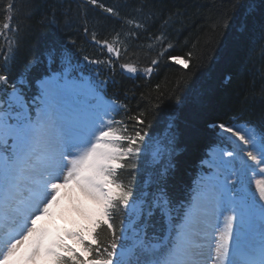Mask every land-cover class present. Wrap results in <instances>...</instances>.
<instances>
[{
  "label": "snow or ice",
  "instance_id": "6c2138e0",
  "mask_svg": "<svg viewBox=\"0 0 264 264\" xmlns=\"http://www.w3.org/2000/svg\"><path fill=\"white\" fill-rule=\"evenodd\" d=\"M88 5L105 15L89 18ZM83 7L85 13L75 18L65 13L64 27L82 28L94 44L106 49L107 60L83 57L91 65L111 66L112 55L117 59L121 55L124 26H128L127 36L138 39L141 32L150 31L147 20L154 17L147 3L125 5L133 9L128 14L101 0H83ZM31 8L30 3L17 7L14 0H8L4 11L9 22L0 33L7 44L0 52V264H207L208 259L214 264H264V187L259 188L257 200L246 180L251 166L239 155L244 152L249 160L264 164V132L213 125L240 143L222 137L231 147L220 148L204 162L212 172L186 203L175 206L164 183L170 164H163L165 155H171L173 141L169 138V146L155 141L150 163L162 167L155 180L150 178L136 191L139 161L150 145L145 131L147 110L128 117L134 122L131 128L115 119L118 108L126 110V106L115 99L102 103L98 89L106 81L92 85L72 78L73 54L55 35L43 56L49 64L59 63L63 68L35 79L37 95L29 101L21 87L25 80H9L20 32L19 26L11 25V14L23 11L28 15ZM137 14L141 19L135 18ZM105 22L112 26L111 40L97 35ZM223 24L227 27L228 21ZM42 26L61 30L59 16L44 17ZM148 39L149 48L158 45L160 51L142 69L147 76L161 58L189 67L191 53L187 59L166 55L172 44H166L164 32ZM258 39L264 41V32ZM123 51L127 53L128 47ZM34 63L29 61L26 71ZM120 66L128 73L139 71L129 63ZM125 171L130 177L127 183L121 179ZM157 213L160 234L149 237V221ZM117 214L121 216L119 234L114 223ZM212 217H223L224 226L215 239V255L210 257L204 237ZM105 231L111 239L102 241Z\"/></svg>",
  "mask_w": 264,
  "mask_h": 264
},
{
  "label": "trees",
  "instance_id": "16d2710c",
  "mask_svg": "<svg viewBox=\"0 0 264 264\" xmlns=\"http://www.w3.org/2000/svg\"><path fill=\"white\" fill-rule=\"evenodd\" d=\"M14 2L17 7L26 2L32 5L28 15L23 11L11 14V25L19 26L20 32L15 58L8 71L10 81L25 80L21 87L29 101L39 92L35 83L37 77L57 73L63 68L59 63L49 64L43 56L45 47L55 35L63 39L73 54L71 76L80 80L87 75L94 84L106 81V86L100 88L103 95L107 99H115L118 105L126 106V110L118 108L115 119L124 120L131 128L134 122L128 117L148 111L145 131L150 145L146 149L147 154L139 161L136 191L143 189L145 181L150 178L155 180L162 167L150 163L155 141L162 146H169V138L173 141L171 155H165L163 164H170L164 183L175 206L191 198L194 180L206 170L204 162L209 150L222 143H230L222 139L221 130L213 125L241 124L255 128L257 134L264 132V41L258 39L264 32V0H101L108 6L120 8L123 14L133 11L131 7H124L133 3H147L154 12V17L147 20L150 31L141 32L138 39L127 36L128 26H124L120 37L121 55L119 59L112 55L111 66L107 63L91 65L84 61V56L107 60L109 54L94 44L82 28L64 27L65 13L73 18L85 13L83 0ZM7 3L8 0H0V33L5 31L3 24L9 22V14L4 11ZM52 13L60 18L59 31L42 26V19L51 17ZM86 14L93 19L105 15L91 5L87 6ZM135 18L141 19L139 14ZM225 19L227 27L223 24ZM105 24V28L96 30L97 35L100 39L111 40L114 35L112 26ZM92 30L90 24L89 31ZM117 30L120 31L119 27ZM160 32H164L166 44H172L166 55L187 59L188 54H192L188 60L189 67L161 58L156 70L147 76L142 69L149 66L160 51L158 45L149 48L151 41L148 37ZM11 35L9 33L10 39ZM125 46L128 47L127 53L123 51ZM6 49L7 44L0 37V52ZM33 60L36 63L26 71V65ZM124 63L132 64L139 71L136 74L124 71L120 66ZM121 179L125 183L129 181L127 171L121 174ZM175 215L174 212L173 217ZM120 219L119 214L114 219L117 234ZM161 227L157 213L149 221V237L154 232L159 235ZM100 239L107 241L111 237L105 231Z\"/></svg>",
  "mask_w": 264,
  "mask_h": 264
},
{
  "label": "rangeland",
  "instance_id": "374dc122",
  "mask_svg": "<svg viewBox=\"0 0 264 264\" xmlns=\"http://www.w3.org/2000/svg\"><path fill=\"white\" fill-rule=\"evenodd\" d=\"M71 77L73 78V76H71ZM80 80H83L85 83H90L92 85H95L92 82V80L90 79V77L87 76V75L83 76ZM98 91H99L100 95L103 97L102 103L103 102H111L112 101L110 99H107L103 95V93H102V91L100 89H98ZM92 103H96V101L93 100ZM233 128L234 129L239 128V129H241L242 131H245V132L249 131L248 129H246V128L242 127V126H236V127H233ZM222 134L227 135L233 141H235L237 144H239L238 141L235 140L234 136H231L230 133H222ZM241 147H244V146L241 145ZM217 152H218V150H212V154L213 153H217ZM239 155L243 158L244 161L247 162L248 165L251 166V170H249L247 172L246 180H247V183H248V187L250 188V191L252 193L257 194L256 198H257V200H259L258 190H259V188L264 187V164H256L255 162L249 160L247 155L244 152H241ZM236 164H237V167H239V161H237ZM213 222L215 223V225L213 224ZM58 223H59V221H58ZM209 225H212V227H210L211 229H209V227H208ZM223 226H224L223 217H220L219 219H217V221H216V217H212V218H210L208 224L205 226V230L211 231V236L209 237V241L211 243H213L211 245V254H210L211 257L215 255V252H214L215 239H216V236L222 231ZM209 261H210V264H214L212 259H209Z\"/></svg>",
  "mask_w": 264,
  "mask_h": 264
},
{
  "label": "bare ground",
  "instance_id": "6f19581e",
  "mask_svg": "<svg viewBox=\"0 0 264 264\" xmlns=\"http://www.w3.org/2000/svg\"><path fill=\"white\" fill-rule=\"evenodd\" d=\"M53 74V73H52ZM235 138V140H236V137H234ZM238 141V140H237ZM238 143H240L239 141H238ZM213 224L215 225V223L213 222ZM209 227V229H211L210 227H212V225H209L208 226ZM207 229V228H206ZM205 237H204V240H205V245H206V253L210 256V254H211V245L213 244V243H211L210 241H209V237L211 236V231H207V230H205ZM212 241V240H211ZM211 243V244H210ZM211 257V256H210ZM207 264H210V261H209V259H208V261H207Z\"/></svg>",
  "mask_w": 264,
  "mask_h": 264
}]
</instances>
